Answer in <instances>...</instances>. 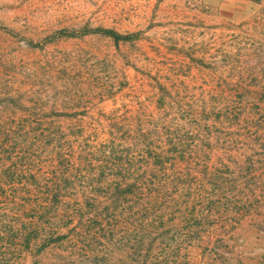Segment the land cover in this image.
<instances>
[{
  "label": "rangeland",
  "instance_id": "1",
  "mask_svg": "<svg viewBox=\"0 0 264 264\" xmlns=\"http://www.w3.org/2000/svg\"><path fill=\"white\" fill-rule=\"evenodd\" d=\"M31 173L4 264H264V0H0V175Z\"/></svg>",
  "mask_w": 264,
  "mask_h": 264
},
{
  "label": "trees",
  "instance_id": "2",
  "mask_svg": "<svg viewBox=\"0 0 264 264\" xmlns=\"http://www.w3.org/2000/svg\"><path fill=\"white\" fill-rule=\"evenodd\" d=\"M107 34L112 35L113 37H115V39L117 41L121 40V39H126L128 40L129 37L128 36H124V35H120L112 30L106 31ZM85 140L82 139V142H84ZM63 156L61 155V159L60 162H63ZM63 167V165H62ZM62 167L60 168V170L62 169ZM52 175L48 176L49 179L46 181V191H47V200L52 203L55 204V201L58 198V193L61 190V186H62V182H68V179L65 177H58V173L57 171H52L51 172ZM8 177H1L0 175V188L2 187V182L3 179L6 181V185L5 187H8L9 191L11 192V196H12V200L14 203L17 204V194L20 195V201H21V206L24 208L25 203L29 204V201H34L36 198H38L36 195H32L30 192H33L32 187H37L38 186V182L40 181L38 175H36L35 173H31L28 174L26 176H13V174H7ZM64 178V179H63ZM28 187V188H26ZM45 196V194H44ZM50 197V198H49ZM7 198V197H6ZM1 197H0V203H1ZM91 201L88 200L86 202L85 207H91L92 203H90ZM45 208V207H43ZM4 233V235H3ZM21 237L23 236V234H20ZM6 236V237H4ZM15 235L14 234H10V232L8 230H6V228L4 230H1L0 233V238L2 240H4V238H6L7 240H11V238H13ZM21 237H18V240L21 242L19 245V253H23V251H30L32 248V245L34 243V239L31 237L30 234L26 235L24 233V237L22 239H19ZM45 246V244H42L40 246V248L38 250H41L43 247ZM1 248V247H0ZM6 262L5 258H0V264H4Z\"/></svg>",
  "mask_w": 264,
  "mask_h": 264
}]
</instances>
